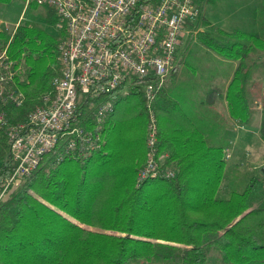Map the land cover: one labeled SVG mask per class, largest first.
<instances>
[{"label":"trees","instance_id":"obj_1","mask_svg":"<svg viewBox=\"0 0 264 264\" xmlns=\"http://www.w3.org/2000/svg\"><path fill=\"white\" fill-rule=\"evenodd\" d=\"M45 19L49 25L57 22L49 8ZM28 35L29 28L18 25L9 39L6 53L15 67L21 59L24 64L32 59ZM64 35L60 30L55 42L46 44L52 65L42 71L26 68L24 81L16 77L25 99L21 107L6 109L11 122L24 121L42 96L52 93L51 80L59 74L54 54ZM0 38L7 40L2 30ZM198 40L223 58L239 61L225 98L229 115L247 124L252 108L249 69L243 62L258 45L264 50L260 34L203 32ZM122 88L98 99L114 104L103 122L105 142L100 148L82 158L66 150L60 137L31 175L10 187L0 201V264H208V253L216 255V264H264V180L251 177L242 190L221 197L223 147L210 146L197 132L182 130L178 104L165 97L163 86L153 102L156 149L158 155L168 153L161 167L175 173L136 187L147 151V113L140 87H129L126 95L120 94ZM208 94L220 92L210 89ZM134 96L137 119L122 114ZM78 109L80 125L89 128L93 122L86 102ZM121 116L143 129L144 149L132 160L119 144ZM259 135L264 143V94ZM12 164L9 144L0 132V179L10 173Z\"/></svg>","mask_w":264,"mask_h":264},{"label":"built area","instance_id":"obj_2","mask_svg":"<svg viewBox=\"0 0 264 264\" xmlns=\"http://www.w3.org/2000/svg\"><path fill=\"white\" fill-rule=\"evenodd\" d=\"M43 5L57 16L64 30L57 45L59 74L24 121L11 122L6 111L19 108L24 94L16 86L17 69L5 52L0 54V132L6 136L13 161L0 179V201L10 187L28 177L44 155L64 138L66 150L82 158L100 148L103 122L113 112L112 100L99 98L131 86L141 89L147 113L146 156L135 185L163 175L157 154V124L153 102L174 68L175 54L199 11L193 0H24ZM86 102L93 124L80 125L78 106ZM225 159L230 158L225 153ZM164 160H162L163 162ZM264 172V167L262 168Z\"/></svg>","mask_w":264,"mask_h":264},{"label":"rangeland","instance_id":"obj_3","mask_svg":"<svg viewBox=\"0 0 264 264\" xmlns=\"http://www.w3.org/2000/svg\"><path fill=\"white\" fill-rule=\"evenodd\" d=\"M193 3L198 8L199 14L189 27L190 29H187L188 33L184 34L181 39L180 46L175 54V70L172 74L171 72L168 74L164 84L165 97L178 103L181 109L182 106L185 107L191 104L192 101L200 99L210 85L221 87L224 79L230 74V62L221 59L222 56L216 51H212L201 44L198 40L201 33H233L234 30L254 31L260 34L261 40L264 41V35L261 34L264 32V0H193ZM46 10L47 7L43 5L32 2L25 4L24 0H12L9 3L0 5V21L2 22L0 30L7 38L5 42H2L3 40L0 38V47H2V52L4 51L7 57L6 50L9 39L15 32V23L17 22L18 25L29 28L27 48L32 54V59H29L25 64L24 60L21 59L18 63L16 77L19 80L24 81L26 68L34 66L36 71H42L53 64V56L46 50V44L55 42L60 30L47 23L45 19ZM258 54H264V50L260 45L254 48L249 58L243 62L245 68L249 69L248 84L252 82L256 85L251 97L260 94L264 84V60L262 62L255 60ZM54 55L58 63L57 51ZM8 59L10 58L8 57ZM10 60L14 64V61ZM53 69L55 71V68ZM57 72H59V66ZM249 100L250 103L253 102V99L250 98ZM129 102H133L132 106L125 107L122 114L129 115V118H136L137 107L134 106V103H137V97H131ZM126 117L121 116L119 118L125 120ZM140 119L142 120V118ZM123 120L120 123L121 127L118 132L119 144L125 149V157L132 160L133 156H139L140 151L144 149L141 142L143 129L137 121H135V124ZM147 122L148 118L145 126V136ZM251 148L256 147L250 146L248 149ZM227 150L230 149L227 148ZM242 152V150L239 151L240 156ZM224 155L223 149L222 160L225 163V177L220 186L219 195L221 197L232 190H242L248 180L254 177L252 175L258 172V168L262 164H255V162L247 160L245 156L244 160L241 157L239 162H233L231 159H225ZM158 156L161 163H163L164 156L162 153ZM143 165L144 163L141 167ZM215 260L216 255L208 253V264H216Z\"/></svg>","mask_w":264,"mask_h":264},{"label":"crops","instance_id":"obj_4","mask_svg":"<svg viewBox=\"0 0 264 264\" xmlns=\"http://www.w3.org/2000/svg\"><path fill=\"white\" fill-rule=\"evenodd\" d=\"M11 1L12 0H0V5L9 3ZM193 23H190L186 26L187 33V29H190L189 27H191ZM0 25H2L1 21ZM17 25L18 23L16 22L14 27H17ZM263 57L264 54H258L255 57V60L262 62L264 60ZM220 58L230 62L229 64L231 65L230 74L226 79H224L222 86L217 87L210 85L209 88L205 90L200 99L192 101L191 104L186 105L185 107L182 106V109L178 105L179 111L176 116L177 118L180 117L182 121L181 123L183 131L189 132L190 130L191 132H197L210 146H219L221 144V146H223L224 153H229V159L233 160V162H239L241 157L243 160L246 157L247 160L255 162V164L258 163L259 165L262 163L258 168V172L252 176L257 179L264 180V172L262 171V168L264 167V143L262 142L259 135V127L261 122V98L264 94V84L260 94L251 97L253 96L251 94L256 88V85L252 82L250 84L247 82V94L251 99H253V102L249 104L250 106L252 104V110L247 124L241 123L238 120L232 118L228 112L225 92L231 77L238 67L239 61L225 59L222 57ZM210 89L218 90L220 95H209L208 92ZM104 142L105 140L102 142V144ZM250 146L256 148L248 149ZM227 148L230 150L228 151ZM241 150L243 152L240 156L239 151ZM167 154L168 153H162L164 156L163 160H165V156H167ZM165 169L174 170L169 167H166Z\"/></svg>","mask_w":264,"mask_h":264}]
</instances>
